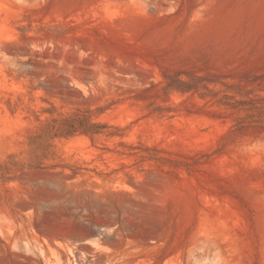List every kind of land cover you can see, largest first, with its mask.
Masks as SVG:
<instances>
[{"label": "rangeland", "instance_id": "1", "mask_svg": "<svg viewBox=\"0 0 264 264\" xmlns=\"http://www.w3.org/2000/svg\"><path fill=\"white\" fill-rule=\"evenodd\" d=\"M0 264H264V0H0Z\"/></svg>", "mask_w": 264, "mask_h": 264}, {"label": "trees", "instance_id": "2", "mask_svg": "<svg viewBox=\"0 0 264 264\" xmlns=\"http://www.w3.org/2000/svg\"><path fill=\"white\" fill-rule=\"evenodd\" d=\"M176 83L177 89L183 92L197 89L193 81L178 79ZM104 110V107H98L95 111L90 108H84L77 109L71 114L60 113L48 120L44 126V133L50 139L68 138L78 134L91 136L101 134L109 125L105 122L92 120V116L94 113L100 114ZM110 135H114V133L112 132Z\"/></svg>", "mask_w": 264, "mask_h": 264}]
</instances>
